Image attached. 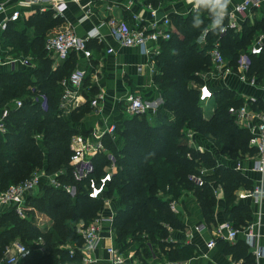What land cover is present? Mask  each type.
Instances as JSON below:
<instances>
[{"label": "trees", "instance_id": "1", "mask_svg": "<svg viewBox=\"0 0 264 264\" xmlns=\"http://www.w3.org/2000/svg\"><path fill=\"white\" fill-rule=\"evenodd\" d=\"M201 11L200 17L196 14L174 16L173 21L179 33L171 34L157 56L159 73L156 80L161 88L164 107L172 115L158 112L155 125L149 123L145 116L134 115L125 119L122 126L117 124L116 139L109 134L103 137L105 147L115 155L118 169L117 175L108 185L107 196L114 189L121 203L113 224L114 242L120 252L129 249L136 240H141L145 254L148 250L147 242L150 241L163 248L169 246L164 252L170 260L189 257L192 251L188 247L162 241V238L168 236L165 224L175 228L182 227V224L171 211L169 199L159 197L158 194L162 192L164 195L178 197L183 190H194L203 218L212 226L216 223L217 206L209 181L212 179L220 182L224 190L225 220L238 229H243L252 220L251 208L247 204L237 203L235 196L238 187L252 188L251 181L225 165L219 166L214 153L191 147L186 132H198L215 140L219 146L224 142L225 145L221 144V153L230 159L255 153L249 146L251 133L246 128H240L235 116L229 111L232 106L242 105L243 99L237 98L233 90L224 88L218 91L216 112L212 118L206 119L200 105L199 90L194 84L200 86L201 74L211 69L208 52L219 38L224 57L236 66L241 50L247 48L250 39L257 31L263 30L264 25L246 26L241 34L228 29L221 37L222 27L214 23L213 5L206 4ZM59 21L60 18L46 14L31 19L30 23L47 28L59 24ZM205 29H210L207 34L208 43L201 49L197 38ZM17 41L19 47H25L23 39ZM43 64L41 73L45 81L42 85L34 86L47 96L49 107L43 110L39 101L34 102L30 98L29 90L30 97L24 99L23 105L10 110L6 119L7 131H0V190L24 181L39 169L48 175L56 174L62 183H74L77 193L73 196L61 187L45 184L39 191L40 195L38 192L27 197L30 210H26L25 217H21L14 207L0 213V257L14 241L44 237L43 243H32L33 249L24 263L67 264L81 260L79 248L84 240L77 232V226L80 222L89 224L96 217L103 209L104 197H90L85 188L89 180L77 183L72 175L71 140L80 133L78 122L90 107L82 105L79 111L71 114H64L60 108L63 88L57 85V81L68 75L71 65L57 72L51 69L50 61H44ZM252 70L258 71L256 73L263 77L264 52L258 57L253 56ZM4 75L5 80L0 78V105L2 100L7 103L21 97L27 87L31 86L28 85V77L22 72ZM1 85L9 90L1 92ZM38 135L40 137H36ZM93 163L95 173L92 177L100 179L111 161L106 153H98L93 157ZM200 166L214 169L210 175H204L206 183L203 186L197 185L189 177L191 173L199 171ZM34 211L50 217L54 221L55 232L47 234L41 230L34 222ZM139 233L147 234L145 241L138 239ZM65 242L79 246L75 248L74 255H70L69 249L60 247ZM221 244L227 254L242 260L243 264H256L244 240L240 239L234 244L225 241ZM41 246L44 252L38 250ZM143 264H146L144 260Z\"/></svg>", "mask_w": 264, "mask_h": 264}, {"label": "crops", "instance_id": "2", "mask_svg": "<svg viewBox=\"0 0 264 264\" xmlns=\"http://www.w3.org/2000/svg\"><path fill=\"white\" fill-rule=\"evenodd\" d=\"M243 1L244 0H230L227 7H225L224 0H69L63 15H61L49 4L44 8L40 7L39 4L23 3L21 0H0V2L4 3L6 6L5 11L0 13V59L2 58L0 62V78L5 80L6 75L4 74L9 72H22L28 77V85H31L27 87L26 91H24V95L21 97H16L7 103H3L2 100L0 105V116L4 109L11 110L16 107L17 100H22L24 102V99L29 98V90L31 92V99H34L41 93L36 90L34 85H42V82L45 81L42 77L41 69H43L44 61H50L51 69L57 72L61 71L63 67L71 65L70 70H68V75L57 81V85H61L63 91V83L65 81L67 82L66 85L73 89L69 79L76 70L85 72L82 87L80 89H73L75 91L74 97H79V99H81V105L69 111L68 114L76 110L79 111L80 107L85 104H87L90 109L78 122L77 128L80 133L73 136L71 144L75 137L82 136L87 140L90 148H96L99 144H103L105 147L103 137L107 135L108 127L112 123L122 126L125 119L133 117L134 115L145 116L149 123L155 125L158 112L163 111L172 115L171 112L164 107L161 88L156 80L159 73L157 56L143 54L137 47H122L111 35L110 26L108 24L110 19L115 18L132 22L133 16L137 15L144 23H149L154 20L162 21L165 18H169L171 25L170 31L173 35L178 32L173 21L174 16L196 14L200 17L202 7L209 4L214 7L215 25H220L222 28L226 26L229 27L234 20L238 27L235 31L241 34L244 32L246 26L253 27L264 25V6L260 8L252 6L244 13H238L236 8L243 3ZM15 10L20 11V18L17 21H10L7 29H3L1 26L2 23L9 18L10 14ZM46 14H51L54 18H60L59 24L42 28L40 25L37 26L36 24L30 23L31 19L35 17L37 19ZM66 27H71L76 34L82 38H87L89 35L95 33L98 35L89 41L90 49L93 51V56L91 58H86L80 52H73L67 59L62 60L47 52V39ZM206 30L207 29H205L202 34ZM263 34L264 29L257 31L252 39H250L247 48L241 50V53L249 52L251 48L257 44V41ZM10 35H12V37H9ZM201 35L197 38V43L201 49H204L207 46L208 40L200 44L199 39ZM19 38L25 41L24 48L17 45V43H19V41H17ZM167 41L168 40L159 44L161 50L163 44ZM110 47L114 48V52L107 53L106 51ZM263 52L264 47L262 53ZM208 54L210 55V51ZM26 59L29 60L27 64L24 63ZM210 61L211 69L201 74L202 83L200 86L194 84L199 90V95L200 87L203 85H208L213 91L212 98L200 102L201 107L204 109V118L210 119L214 116L218 107L216 93L224 88L233 90L236 97L241 99L246 96H263L264 92L252 87L248 82L249 79H242L235 69L236 66L232 65L228 60L226 64L220 68L213 63L211 55ZM37 71H39V74H37ZM256 72L258 71L252 70L249 77L252 78L253 74L258 76ZM8 90V88H4L3 85H1V92ZM131 95L140 97L142 100L149 103L151 105L150 109L146 113L131 114L128 111V105L126 103L127 97ZM96 98L99 99V106L94 108L91 106V101ZM61 103L62 97L60 105ZM236 123L240 128L247 127L241 125L237 119ZM186 133L188 143L191 147L200 151L211 150V148L204 149L201 147L206 137L193 130H189V132ZM36 137H40V135ZM104 149L106 150L102 151V153L111 155L116 161L113 152L109 151L106 147ZM210 152L214 153L212 150ZM222 156L224 157L223 162H218L219 166L225 165L239 172L240 175H243L252 183V188H245L243 186L238 187L235 196L237 203L247 204L252 210V220L243 227L246 228L248 225L255 224L258 234L257 248L260 249L261 255L257 256L254 249L251 247H249V253L254 257L256 264H264V173L255 169L256 160L249 154H245L238 159H230L223 154ZM109 160L112 163L110 158ZM109 167L110 166H106L105 170H108ZM204 170L206 172L202 175H210L214 169L204 167ZM51 176L57 179L56 175L53 174ZM57 181L62 186L74 185L70 183L62 184L58 179ZM209 181L213 187L214 193L216 192L215 196L217 199L216 223L212 226H209L203 218L194 190H183L178 197L172 194L163 195V198L169 199L170 203L172 201L176 202L177 208L173 213L177 216L182 227L175 228L165 224L168 236L162 238V241L173 243L180 247H188L192 251L189 257L170 260L164 252L165 249H169V246L163 248V246L151 243L150 241L147 242L148 250L145 254L144 249L140 245L133 247V244H137V242H133L129 249L122 252L124 256L129 259L128 261L143 263L144 260L146 264H162L168 261H177L181 264H243L242 260H236L231 254H227L224 251L221 243H224L226 240L219 239L214 248H207V242L214 237V228L218 224L226 221L224 217L226 200L223 187L217 180L212 179ZM42 183L55 186L45 178L40 185ZM41 188L42 186L35 188L31 195L38 194ZM256 189L259 190V193L255 191ZM160 193L162 194V192ZM104 201L107 203L108 209L100 211L96 217L103 215L105 218H110L112 216L113 221L107 220V222L103 223L104 239L99 253L97 252L96 255L97 257L99 256L106 259L109 258L107 248L112 246L114 242L113 224L117 210L112 207L110 201L105 200V197ZM10 207H12L10 204L3 206L0 204V213H3ZM26 210H30V207L27 206ZM201 223L207 224L208 227L202 231H197L196 226ZM89 224H85V226L79 224L77 226V232L81 234V230L85 229ZM37 226L41 229L39 224H37ZM239 229H241V227ZM143 236L146 237L147 234ZM240 239L244 240L247 244L246 237L242 233L237 236L236 240L226 242L234 244ZM76 247L79 246L72 244L68 245L67 249L71 251L75 250ZM82 247L83 244L80 248ZM139 251H141L140 254H138ZM79 252H81L82 256L84 255L83 251ZM81 260L67 264H77ZM19 264H24V261Z\"/></svg>", "mask_w": 264, "mask_h": 264}, {"label": "built area", "instance_id": "3", "mask_svg": "<svg viewBox=\"0 0 264 264\" xmlns=\"http://www.w3.org/2000/svg\"><path fill=\"white\" fill-rule=\"evenodd\" d=\"M23 3L34 4L40 7L50 5L54 8L58 14L63 15L64 10L67 7V2L69 0H21ZM260 8L264 6V0H244L237 8L238 13H244L250 7ZM5 4L0 2V13L5 11ZM20 11H13L9 18H7L2 23V28L7 29L10 21H17L20 18ZM111 30V35L122 47H137L143 54L158 56L161 51L160 43L169 40L171 38L170 31V19L165 18L162 21L154 20L149 23H144L139 16L134 15L133 21L129 22L127 20H118L115 18L110 19L108 22ZM236 21H232L231 24L221 29V37L226 34L228 29L236 30ZM209 30H206L200 37L199 43L203 44L207 40V34ZM98 35L91 34L87 38L79 37L76 32L71 27H66L54 35L50 36L46 41V50L49 54L57 56L59 59H67L73 52H80L86 58H91L93 56V51L90 49L89 41L90 39ZM264 34L259 38L257 44L251 48L249 52H244L239 55L236 63V71L239 73L242 79H249V83L252 87L262 90L264 92V75L263 77L255 76L249 77L252 66H253V56H258L262 54L263 50ZM107 53L114 52V48H109ZM210 55L213 63L216 64L218 68L224 66L227 62L221 50L220 38L214 43L210 50ZM2 59V58H1ZM0 59V62H1ZM29 60H24V63H28ZM257 75V74H256ZM85 78V72L82 70H76L71 76L69 81L73 89H80ZM64 91L62 95V103L60 108L63 110L64 114H68L69 111L75 109L81 105V99L79 97H74L75 91L70 88L65 81L63 83ZM261 84V85H260ZM213 97V91L208 85H203L200 87V102H204L207 99ZM244 102L240 106H232L229 111L232 115L236 117L238 122L247 126L246 129L251 133L249 140V146L255 150L253 155L249 154L252 158L256 160L255 169L264 173V94L262 97L256 96H246ZM99 99H93L91 101V106L97 108L99 106ZM34 102H40L43 110H47L49 107L48 98L45 94L40 93L34 99ZM128 111L131 114H141L146 113L150 109V104L142 100L137 96H129L126 99ZM23 105L22 100L16 101V107L19 108ZM10 115V109H4L2 115L0 116V131L6 132V119ZM118 125L112 123L108 129L107 134L110 137L116 139ZM97 148V149H96ZM96 148H90L87 140L82 136H77L74 138L71 149L73 153L70 158V165L72 166V175L75 181L84 182L87 179L89 182L85 184V188L92 198H102L103 193H105L108 188L109 183L114 179L118 173L116 161L111 155L108 157L112 160L109 165V169L105 170L106 173L97 179L92 177L95 173V165L93 163V157L102 153L106 150L103 144H99ZM206 171H202L204 174ZM47 179L52 185L56 187H61L69 192L71 195H75L77 192V187L75 185H64L62 186L58 183L57 179L53 176L48 175L44 170H35L31 177L25 179L24 181L10 185L6 190H0V204L11 205L17 211L21 217L26 216L27 209V197L31 195L35 188H37L43 179ZM190 180L194 181L197 185L203 186L206 183L204 175H191ZM259 193V190L256 189ZM216 194V192H215ZM177 204L175 201L170 203V209L175 212ZM113 221V217L105 218L103 215L97 217L93 222H91L85 229L81 230L83 237V247L79 248V251H83L84 255L82 260L77 264H143L138 262H130L124 256V253L117 249L113 242V245L107 248L109 258L97 257V252L102 245L104 239L102 225L104 222ZM208 227L207 224L201 223L196 226L197 231H202ZM214 237H212L207 242V248L212 249L217 245L219 239L226 241L236 240L239 234H243L246 237L247 244L249 247L254 249L257 256L261 255L260 249L257 248V230L255 224L248 225L246 228L238 229L233 226L229 221L222 222L214 228ZM40 243L42 239H40ZM39 251L44 252V247H39ZM76 250V249H75ZM75 250L70 251V255L75 254ZM31 254V249L25 243L20 240L14 241L4 252V255L0 257V264H19L25 259H27ZM91 254V255H88ZM88 255V256H85ZM162 264H181L177 261H168Z\"/></svg>", "mask_w": 264, "mask_h": 264}, {"label": "rangeland", "instance_id": "4", "mask_svg": "<svg viewBox=\"0 0 264 264\" xmlns=\"http://www.w3.org/2000/svg\"><path fill=\"white\" fill-rule=\"evenodd\" d=\"M203 109V108H202ZM203 111V115H204V109L202 110ZM235 120H236V118H235ZM189 132V131H188ZM187 138V140H188V137H186ZM185 139V138H184ZM221 142H222V139H221ZM223 143V145H225V143L224 142H222ZM222 143H220V146L218 145V143L215 141V140H212V139H210V138H206V139H204V142L201 144V147L202 148H204V149H207V148H211V150L214 152V154H215V157L217 158V161L218 162H223V156H222V154L221 153H219V152H222L221 150H222V146H221V144ZM199 148V147H198ZM210 150V149H209ZM210 150V151H211ZM39 170V169H38ZM202 171H205L204 170V167H202V166H200V168H199V171H196V172H194V173H191V175H202ZM50 175H53V174H50ZM54 175H56V174H54ZM191 175H189V177L191 176ZM62 183V182H61ZM63 184V183H62ZM72 184H74V183H72ZM45 184L44 183H42L41 185H39V186H44ZM76 186V185H75ZM77 187V186H76ZM38 190V189H37ZM41 190V189H40ZM39 190V191H40ZM109 190V188L108 189H106V191H105V193H103V196L105 197V200H108V201H110L111 202V205H112V207L113 208H115L116 210H118L119 209V207L121 206V203L119 202V200H118V198L116 197V192H115V190L114 189H112L111 190V192L109 193V195L107 196V191ZM76 192H77V190H76ZM42 193V192H41ZM38 195H40V192H39V194ZM106 195V196H105ZM159 195V197H163V193L161 194V193H159L158 194ZM103 209L102 210H107L108 209V206H107V203H105V201L103 202ZM101 210V211H102ZM117 212V211H116ZM99 214V213H98ZM97 214V215H98ZM34 216H33V219H34V222L35 223H37V224H39L40 226H41V230L43 229V231L44 232H46L47 234H49V233H52V232H55L54 231V228H53V226H54V221L50 218V217H48L47 215H45V214H42V213H40L39 211H34V214H33ZM96 215V216H97ZM97 218V217H96ZM95 219V218H94ZM93 219V220H94ZM92 220V221H93ZM79 224H83L84 226H85V223L84 222H80ZM138 239H142L143 241H145V237L143 236V234L142 233H139L138 235ZM40 239H42V242L44 241V237H41ZM38 240V241H37ZM37 240H35V239H30V240H27V241H24V240H21V241H23L24 243H26V244H28L29 245V247H30V249L32 250L33 249V246H32V243H37V242H40V240L39 239H37ZM137 241V244H133L132 246L133 247H137V246H141V243H142V241L141 240H136ZM64 246V247H63ZM60 247L62 248V249H67L68 248V244L65 242L64 244H61L60 245ZM24 264H28V263H24Z\"/></svg>", "mask_w": 264, "mask_h": 264}, {"label": "clouds", "instance_id": "5", "mask_svg": "<svg viewBox=\"0 0 264 264\" xmlns=\"http://www.w3.org/2000/svg\"><path fill=\"white\" fill-rule=\"evenodd\" d=\"M224 2H225V7H227V5L230 2V0H224Z\"/></svg>", "mask_w": 264, "mask_h": 264}]
</instances>
